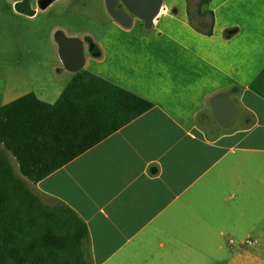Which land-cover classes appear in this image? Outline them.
I'll list each match as a JSON object with an SVG mask.
<instances>
[{"label": "crops", "instance_id": "1", "mask_svg": "<svg viewBox=\"0 0 264 264\" xmlns=\"http://www.w3.org/2000/svg\"><path fill=\"white\" fill-rule=\"evenodd\" d=\"M2 1L4 37L5 18L35 20L61 0L39 5L33 16L16 12L19 0ZM199 2L193 15L194 0H162L147 30L136 17L121 26L99 0L89 16L93 26L100 21L99 32L79 39L82 70L152 105L47 177L27 182L42 202L67 206L85 224L92 264H249L251 252L234 250L231 239L264 240V202L252 212L246 200L255 185L264 189V0H209L203 16ZM3 62L0 107L30 93L53 104L76 74L56 57L46 76L67 83L52 101L53 88L42 89V58ZM216 96L238 111L230 128L212 115ZM12 168L19 175L18 165ZM229 190L243 198L236 205L244 208L241 218L205 221L202 207L216 206L219 192Z\"/></svg>", "mask_w": 264, "mask_h": 264}, {"label": "trees", "instance_id": "2", "mask_svg": "<svg viewBox=\"0 0 264 264\" xmlns=\"http://www.w3.org/2000/svg\"><path fill=\"white\" fill-rule=\"evenodd\" d=\"M208 3L200 0L199 16ZM212 25L211 14L205 35ZM151 107L85 70L53 104L30 93L0 107V264H92L85 224L65 205L44 204L27 182L47 177Z\"/></svg>", "mask_w": 264, "mask_h": 264}, {"label": "rangeland", "instance_id": "3", "mask_svg": "<svg viewBox=\"0 0 264 264\" xmlns=\"http://www.w3.org/2000/svg\"><path fill=\"white\" fill-rule=\"evenodd\" d=\"M198 1L194 0L195 4L191 5L193 15L195 14V6ZM190 2L192 3L193 0H190ZM0 3L3 7L6 6L2 0H0ZM98 3L99 0L54 1L51 13L49 15L41 14L35 20H29V18L26 19L25 17L5 18L3 25L5 36L3 37L0 32V75L7 65V63L3 62L4 59L10 58L11 65L14 66V61L18 60L20 56L40 57L43 60L41 65V72L43 73L42 89L51 90L53 88V94L47 97V99L53 101L55 91H60L67 83L66 79L55 83L54 80L46 76L49 74L50 64L56 60V57L58 58L55 35L57 32H61L65 37L83 40L89 29L94 33H98L100 21H96L94 26L93 21L89 22L90 13L96 10ZM195 20L197 21L196 18ZM1 82L2 80L0 79V84ZM11 161L13 166L17 168L16 162L12 159ZM249 193L251 195L246 200L249 202L250 199L253 212L259 209L255 207L256 203L260 206L264 202V189L258 184ZM231 195H233L232 198ZM215 201L216 206H204L199 212L205 221L210 222L212 218L226 220L228 218H231L229 220L241 218L240 212H243L244 208L240 204L243 198L238 192L232 190L219 192ZM43 202L53 205L52 202L46 199H43ZM237 202H240V206H236ZM231 240L234 244V250L241 249L251 252L252 257L249 264H264V240L258 239L254 234L251 236L245 234L240 238L235 237Z\"/></svg>", "mask_w": 264, "mask_h": 264}, {"label": "water", "instance_id": "4", "mask_svg": "<svg viewBox=\"0 0 264 264\" xmlns=\"http://www.w3.org/2000/svg\"><path fill=\"white\" fill-rule=\"evenodd\" d=\"M32 0H19L14 4L16 12L33 16L35 10L31 9ZM52 0L40 3L45 8ZM104 5L109 16L121 26L128 28L132 25V17L143 22L145 29L152 27L153 19L157 16L162 0H104ZM55 39L58 44V55L66 70L77 73L82 70L84 56L82 43L77 38L65 37L57 32ZM212 115L217 124L223 128L232 127L238 120V111L234 104L225 96H216L210 102Z\"/></svg>", "mask_w": 264, "mask_h": 264}, {"label": "flooded vegetation", "instance_id": "5", "mask_svg": "<svg viewBox=\"0 0 264 264\" xmlns=\"http://www.w3.org/2000/svg\"><path fill=\"white\" fill-rule=\"evenodd\" d=\"M33 1L34 0L31 1V9L35 10V8H37L40 5V3L43 2L44 0H36L34 2Z\"/></svg>", "mask_w": 264, "mask_h": 264}, {"label": "built area", "instance_id": "6", "mask_svg": "<svg viewBox=\"0 0 264 264\" xmlns=\"http://www.w3.org/2000/svg\"><path fill=\"white\" fill-rule=\"evenodd\" d=\"M248 244H250V242H248Z\"/></svg>", "mask_w": 264, "mask_h": 264}]
</instances>
